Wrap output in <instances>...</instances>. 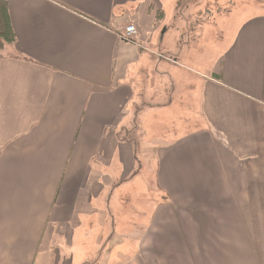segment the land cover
<instances>
[{
    "label": "crops",
    "instance_id": "crops-1",
    "mask_svg": "<svg viewBox=\"0 0 264 264\" xmlns=\"http://www.w3.org/2000/svg\"><path fill=\"white\" fill-rule=\"evenodd\" d=\"M4 1L0 264H264V0Z\"/></svg>",
    "mask_w": 264,
    "mask_h": 264
},
{
    "label": "rangeland",
    "instance_id": "rangeland-1",
    "mask_svg": "<svg viewBox=\"0 0 264 264\" xmlns=\"http://www.w3.org/2000/svg\"><path fill=\"white\" fill-rule=\"evenodd\" d=\"M203 1H204V4L206 5V9L207 10H209L210 8H213L214 11H216V9H217L218 13H220V12L223 13L224 12L225 14H228L229 13L228 11L231 10L230 12H234L232 15H235V13L239 9L244 8L245 6H253V5L256 6V4L258 2V0H203ZM202 19H205V15L203 14V12H201V20ZM226 23H227V21H226ZM226 27L227 26L225 25V32H226ZM140 131L143 132L141 129H140ZM126 132H128V131H126ZM132 136H135V134L133 133ZM145 195H149V194L145 193ZM147 215H149V214H147ZM148 225H149V223L146 222V221H144L141 224H139L137 226V230L139 231L138 234H143L145 232L146 228L148 227ZM117 230H118V228H117ZM112 243L115 244V241L112 242ZM104 258L105 257H103L101 259L102 262H103ZM124 260L126 261L125 258H121L119 264L124 263Z\"/></svg>",
    "mask_w": 264,
    "mask_h": 264
},
{
    "label": "trees",
    "instance_id": "trees-1",
    "mask_svg": "<svg viewBox=\"0 0 264 264\" xmlns=\"http://www.w3.org/2000/svg\"><path fill=\"white\" fill-rule=\"evenodd\" d=\"M15 40V34L8 14L7 3L4 0H0V50L6 45H12Z\"/></svg>",
    "mask_w": 264,
    "mask_h": 264
},
{
    "label": "built area",
    "instance_id": "built-area-1",
    "mask_svg": "<svg viewBox=\"0 0 264 264\" xmlns=\"http://www.w3.org/2000/svg\"><path fill=\"white\" fill-rule=\"evenodd\" d=\"M136 35H137V31H136L135 26H133L132 24H130V25H127L124 28L123 33L121 35V39L123 41H126V42H131L132 39H134V37Z\"/></svg>",
    "mask_w": 264,
    "mask_h": 264
}]
</instances>
